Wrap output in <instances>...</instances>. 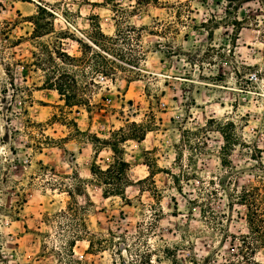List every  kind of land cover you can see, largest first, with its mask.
<instances>
[{
    "label": "rangeland",
    "instance_id": "374dc122",
    "mask_svg": "<svg viewBox=\"0 0 264 264\" xmlns=\"http://www.w3.org/2000/svg\"><path fill=\"white\" fill-rule=\"evenodd\" d=\"M124 136L157 187L129 201L91 173ZM245 188L264 194V0H0V264H264Z\"/></svg>",
    "mask_w": 264,
    "mask_h": 264
},
{
    "label": "trees",
    "instance_id": "16d2710c",
    "mask_svg": "<svg viewBox=\"0 0 264 264\" xmlns=\"http://www.w3.org/2000/svg\"><path fill=\"white\" fill-rule=\"evenodd\" d=\"M106 2L114 1V0H105ZM139 2L142 0H138ZM156 1V0H155ZM99 34L105 39L114 40L112 37L106 35L99 29ZM78 42L82 45V42L78 40ZM95 46H97L100 50L105 52H109L104 44H100L97 40L92 41ZM93 50L92 46H88ZM85 52L83 51V54ZM61 57L67 59L72 66H78V63L83 62V56H71L67 52H60ZM95 56L99 57L102 62H97L95 66V73L98 77H101L103 80L109 77H113L111 74V68L109 67V59L106 55L102 54L100 51H95ZM60 58V57H59ZM75 64V65H74ZM62 76H66L68 74L62 73ZM60 93L62 99L66 101L67 105H81V102L73 103L71 99H75L77 96H68L63 87L55 88ZM78 101V100H75ZM124 128H120L116 132L112 133V136H117L118 134L124 133ZM126 136L121 139L113 138L110 140H106L108 146L114 153V162L110 164L106 169H103L101 166L93 165L91 169V173L94 176V180L103 187V194L107 197L111 196H119L122 200L129 201L126 195L127 188L130 186L137 185V183L144 184L148 181H152L153 188H144L142 187L140 191H156L157 187L153 179L150 176L145 179L138 180L135 182L129 176L130 163L124 158L121 157L123 148L121 146V141H126ZM99 139V138H98ZM124 139V140H123ZM142 140L143 138H130ZM240 203L245 204L247 206L248 215L247 222L249 224V233L246 235H242L240 241L242 244L247 245L250 250L252 257H255L258 250L264 248V194L259 192L257 188L244 189L242 194L240 195Z\"/></svg>",
    "mask_w": 264,
    "mask_h": 264
}]
</instances>
